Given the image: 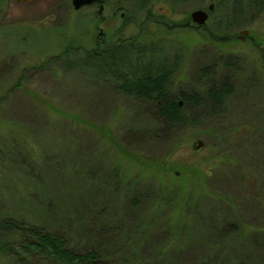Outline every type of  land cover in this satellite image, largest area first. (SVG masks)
<instances>
[{
	"label": "rangeland",
	"instance_id": "obj_1",
	"mask_svg": "<svg viewBox=\"0 0 264 264\" xmlns=\"http://www.w3.org/2000/svg\"><path fill=\"white\" fill-rule=\"evenodd\" d=\"M107 2L101 22L98 7L76 10L72 0H0V215L26 212L20 217L38 222L37 200L47 203L51 223L61 221L81 250L89 229H115L116 250L112 238L100 242L108 244L109 264H264V13L221 46L215 18L196 29L190 17L216 0L183 3L172 15L156 1L168 27L152 26L141 41L166 39L187 51L172 92H198L193 77L205 66L233 78L237 89L225 112L192 110L202 115L197 125L169 131L147 102L64 71L55 59L69 45L91 48L99 26L108 43L118 32L137 34L133 25L123 28L129 0ZM229 56L241 59L239 73L224 67ZM115 178L134 186L140 207L119 209L131 193H114ZM90 205L98 208L94 219L76 226ZM116 210L119 222L104 219ZM0 264L14 262L0 257Z\"/></svg>",
	"mask_w": 264,
	"mask_h": 264
},
{
	"label": "trees",
	"instance_id": "obj_2",
	"mask_svg": "<svg viewBox=\"0 0 264 264\" xmlns=\"http://www.w3.org/2000/svg\"><path fill=\"white\" fill-rule=\"evenodd\" d=\"M156 1L159 0H129L132 9L124 21L123 28L133 25L137 28V34L128 38L118 32L115 41L108 46L98 44L96 41L91 48L85 45L84 48L81 45H69L67 50L55 59L64 71L81 72L90 79L107 82L128 97L147 102L160 124L166 126L167 130L174 131L178 126L190 127L199 123L202 115L195 116L192 110H201L213 117L225 112L228 102L235 96L237 89L233 78L227 76L217 78L215 66H205L193 77V80L200 85L198 92L188 90L177 94L172 92L174 78L186 63L187 51L179 43L166 39L149 43L141 41L142 37L152 33V26L168 27V12L158 13L155 9ZM164 1L168 3L164 9L170 10L172 15L183 3L204 0ZM214 4L215 9L211 12L209 20L215 18L213 38L221 46L228 44L232 39L237 40L234 31L264 13V0H216ZM181 25L186 26L183 23ZM194 25L196 29L203 28ZM255 44L258 46L259 42ZM224 67L237 74L242 68L241 59L229 56L225 59ZM168 168L172 166L168 165ZM119 178H115L112 182L111 189L114 193L122 192L124 189H127L125 194L131 193V196L123 197L127 201L122 204L117 203L119 209L122 210L125 204L139 206L142 197L136 192H129L134 189L132 184L122 188L124 181ZM156 197V200L164 199L160 194ZM34 199L37 200L39 197ZM173 199L175 198H170L168 201L173 202ZM37 201L38 222L20 217L26 212H18L19 216L9 212L0 215V257L11 259L14 264H36L35 262L39 260H45L48 264H109L110 259L102 249L108 244L100 242L102 239L112 238L111 248L112 251L116 250L120 244L117 241L119 238H115V229L108 227L103 231L89 229L91 239L88 248L81 250L80 243L72 246L69 238L63 234L59 224L61 221L58 224L51 223L53 217L49 216L50 205ZM117 205L114 203L112 207ZM157 206L158 204L155 205V209ZM91 207L90 205L89 208ZM97 210L91 209L86 216L77 217L75 225L84 227L85 221L94 219ZM105 214L104 219L110 223L119 222L117 210ZM82 219L85 221L82 222ZM95 222L99 223L92 221ZM136 233V237L139 236L140 229H136ZM110 264L115 263L112 260Z\"/></svg>",
	"mask_w": 264,
	"mask_h": 264
},
{
	"label": "water",
	"instance_id": "obj_3",
	"mask_svg": "<svg viewBox=\"0 0 264 264\" xmlns=\"http://www.w3.org/2000/svg\"><path fill=\"white\" fill-rule=\"evenodd\" d=\"M100 1L101 0H72V5L76 10H78L84 6L92 5ZM214 9H215V4L211 3L207 7V9L201 8V9L194 10L190 16L191 21L198 26L204 27L210 18V13L213 12ZM243 34L248 35L249 31H243ZM202 146L203 144L200 143L199 147H202Z\"/></svg>",
	"mask_w": 264,
	"mask_h": 264
},
{
	"label": "flooded vegetation",
	"instance_id": "obj_4",
	"mask_svg": "<svg viewBox=\"0 0 264 264\" xmlns=\"http://www.w3.org/2000/svg\"><path fill=\"white\" fill-rule=\"evenodd\" d=\"M17 1H23V2H32V1H34V0H17ZM106 6H108V2H107V0H101L100 2H97V3H94V4H92V5H87V6H84V7H82L81 9H83V8H89V7H98V16H100V21L101 22H103L104 20H105V18L102 16L103 15V12H104V10H105V8H106ZM123 18H125L126 19V16H122ZM124 19V20H125ZM103 32H104V30H103V28H101L100 26H99V34H98V36H97V43L98 44H104V45H106V46H108V45H110V44H112L114 41H115V36H114V38H113V41L112 42H110V43H108L107 41H106V39H105V36L103 35ZM98 46H101V45H98Z\"/></svg>",
	"mask_w": 264,
	"mask_h": 264
}]
</instances>
